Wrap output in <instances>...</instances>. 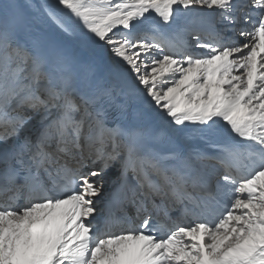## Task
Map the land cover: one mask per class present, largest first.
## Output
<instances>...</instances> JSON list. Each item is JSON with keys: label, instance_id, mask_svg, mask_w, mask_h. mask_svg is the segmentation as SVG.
I'll return each mask as SVG.
<instances>
[{"label": "snow or ice", "instance_id": "obj_1", "mask_svg": "<svg viewBox=\"0 0 264 264\" xmlns=\"http://www.w3.org/2000/svg\"><path fill=\"white\" fill-rule=\"evenodd\" d=\"M0 264H264V0H0Z\"/></svg>", "mask_w": 264, "mask_h": 264}, {"label": "bare ground", "instance_id": "obj_2", "mask_svg": "<svg viewBox=\"0 0 264 264\" xmlns=\"http://www.w3.org/2000/svg\"><path fill=\"white\" fill-rule=\"evenodd\" d=\"M103 54V53H102ZM110 55V54H109ZM102 206V205H101ZM95 222V221H94Z\"/></svg>", "mask_w": 264, "mask_h": 264}]
</instances>
